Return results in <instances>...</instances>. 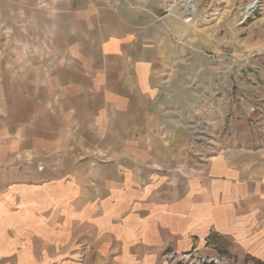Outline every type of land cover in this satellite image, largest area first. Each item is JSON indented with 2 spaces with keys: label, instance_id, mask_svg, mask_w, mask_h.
Segmentation results:
<instances>
[{
  "label": "crops",
  "instance_id": "crops-1",
  "mask_svg": "<svg viewBox=\"0 0 264 264\" xmlns=\"http://www.w3.org/2000/svg\"><path fill=\"white\" fill-rule=\"evenodd\" d=\"M175 32L161 0H0V264H264V128L164 114Z\"/></svg>",
  "mask_w": 264,
  "mask_h": 264
},
{
  "label": "rangeland",
  "instance_id": "rangeland-1",
  "mask_svg": "<svg viewBox=\"0 0 264 264\" xmlns=\"http://www.w3.org/2000/svg\"><path fill=\"white\" fill-rule=\"evenodd\" d=\"M161 1L176 25L163 79L164 114L178 127L184 116L191 129L207 128V140L220 122L234 134L264 128V0H192L188 13L183 6L190 0ZM217 244L208 251L213 257L190 253L164 264H262L231 253L226 240Z\"/></svg>",
  "mask_w": 264,
  "mask_h": 264
},
{
  "label": "bare ground",
  "instance_id": "bare-ground-1",
  "mask_svg": "<svg viewBox=\"0 0 264 264\" xmlns=\"http://www.w3.org/2000/svg\"><path fill=\"white\" fill-rule=\"evenodd\" d=\"M191 1H192V0L187 1V2L185 3V5L183 6V9H184V11H185L186 13H188V12H190L191 10L194 9V6L190 5ZM253 8H254V5L250 4V5L247 7L246 12L249 13V12L251 11V9H253Z\"/></svg>",
  "mask_w": 264,
  "mask_h": 264
}]
</instances>
